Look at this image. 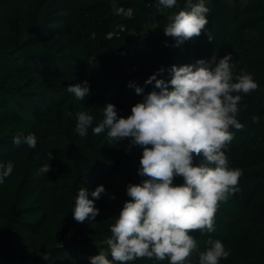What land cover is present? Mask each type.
Listing matches in <instances>:
<instances>
[{
  "label": "trees",
  "instance_id": "obj_1",
  "mask_svg": "<svg viewBox=\"0 0 264 264\" xmlns=\"http://www.w3.org/2000/svg\"><path fill=\"white\" fill-rule=\"evenodd\" d=\"M205 3V31L175 46L163 28L169 15L187 7L186 0L171 9H158L157 0H0V162L14 164L0 184V264H90L99 252L111 259L106 240L131 199L127 185L147 179L138 175L143 149L127 139L109 144L106 131L94 135L91 128L81 137L75 113L87 111L94 127L112 103L118 116L127 117L133 105L158 91L145 81L160 68L165 72L158 78L168 80L172 65L194 64L213 53L217 59L231 54L234 76L244 70L259 86L241 94L237 119L244 127L231 129L234 138L225 149L229 166L243 171L239 191L221 202L213 233H192L198 248L190 262L198 264L211 237L230 252L219 264H264V0ZM120 7L132 16L117 14ZM141 59L143 66L134 71ZM85 81L90 95L78 101L67 88ZM130 84L143 93L137 95ZM30 133L37 137L35 149L13 143ZM46 163L51 170L43 174L39 169ZM99 185L105 188L94 200L99 215L77 222L72 211L79 189L94 199Z\"/></svg>",
  "mask_w": 264,
  "mask_h": 264
},
{
  "label": "clouds",
  "instance_id": "obj_2",
  "mask_svg": "<svg viewBox=\"0 0 264 264\" xmlns=\"http://www.w3.org/2000/svg\"><path fill=\"white\" fill-rule=\"evenodd\" d=\"M177 0H157L158 9H171ZM187 7L168 16L164 34L176 40H194L206 29L210 8L205 0H186ZM209 42L213 41L207 32ZM232 56L217 59H198L194 64L172 65L167 72L170 79L162 77V67L150 76L145 84H154L143 102L131 107L127 117L118 116L116 106L106 103L102 119L93 127L94 117L87 111L75 113L76 132L81 137L106 131L112 142L129 140L131 146L143 149L138 175L147 177L139 184H128L125 201L115 222L110 226L106 240L111 259L104 252L89 258L90 264H129L137 259L168 260L169 264H191L190 257L198 248L192 235L215 231V217L221 202L239 191L243 171L229 166L225 149L234 138L231 129L241 130L244 125L237 119L241 111L242 95L258 88L253 76L241 70L233 74ZM91 62V61H90ZM137 95L143 88L133 84ZM69 93L78 101L90 95L87 81L69 85ZM67 116H73L71 111ZM253 117V122H258ZM13 143L26 144L35 149L37 137L28 134L14 137ZM130 150V148H129ZM202 157L200 163L196 158ZM52 153H48V160ZM14 170L11 160L0 162V184ZM51 170L50 164L41 166L43 174ZM177 177L183 183L175 184ZM105 193L103 185L92 191L80 188L75 197L73 218L83 223L99 215L94 200ZM114 199L115 197H111ZM207 247L198 254V264H219L230 255L219 239L209 237ZM44 260L50 256L44 255Z\"/></svg>",
  "mask_w": 264,
  "mask_h": 264
},
{
  "label": "built area",
  "instance_id": "obj_3",
  "mask_svg": "<svg viewBox=\"0 0 264 264\" xmlns=\"http://www.w3.org/2000/svg\"><path fill=\"white\" fill-rule=\"evenodd\" d=\"M117 14L123 15L124 17H131L132 16V10L124 9L122 7L117 8ZM134 71L136 70V67L132 68Z\"/></svg>",
  "mask_w": 264,
  "mask_h": 264
},
{
  "label": "rangeland",
  "instance_id": "obj_4",
  "mask_svg": "<svg viewBox=\"0 0 264 264\" xmlns=\"http://www.w3.org/2000/svg\"><path fill=\"white\" fill-rule=\"evenodd\" d=\"M143 63H144V61H143V59H141L140 62L138 64H136L135 67H141V66H143Z\"/></svg>",
  "mask_w": 264,
  "mask_h": 264
}]
</instances>
